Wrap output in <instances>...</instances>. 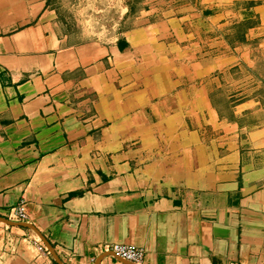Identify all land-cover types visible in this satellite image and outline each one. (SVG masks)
<instances>
[{
	"label": "crops",
	"instance_id": "0c3cea01",
	"mask_svg": "<svg viewBox=\"0 0 264 264\" xmlns=\"http://www.w3.org/2000/svg\"><path fill=\"white\" fill-rule=\"evenodd\" d=\"M64 4L0 0V264H264V0H144L99 42Z\"/></svg>",
	"mask_w": 264,
	"mask_h": 264
},
{
	"label": "rangeland",
	"instance_id": "374dc122",
	"mask_svg": "<svg viewBox=\"0 0 264 264\" xmlns=\"http://www.w3.org/2000/svg\"><path fill=\"white\" fill-rule=\"evenodd\" d=\"M126 6V0H65L62 12L79 42H99L114 37Z\"/></svg>",
	"mask_w": 264,
	"mask_h": 264
},
{
	"label": "built area",
	"instance_id": "2783aa9c",
	"mask_svg": "<svg viewBox=\"0 0 264 264\" xmlns=\"http://www.w3.org/2000/svg\"><path fill=\"white\" fill-rule=\"evenodd\" d=\"M16 214L21 220L28 219L23 207H19ZM105 249L114 253L117 257L132 264H144L145 256L142 249L136 248L134 246H125L118 244L108 246ZM37 252L39 253L40 258L49 260V252L44 246L39 244L37 246Z\"/></svg>",
	"mask_w": 264,
	"mask_h": 264
},
{
	"label": "trees",
	"instance_id": "16d2710c",
	"mask_svg": "<svg viewBox=\"0 0 264 264\" xmlns=\"http://www.w3.org/2000/svg\"><path fill=\"white\" fill-rule=\"evenodd\" d=\"M126 1H127V7L129 8V13L131 11H132V13H137V12H139L143 8V2H144V0H126ZM245 5L249 9L250 7H254L255 4L253 2H248V3H245ZM246 27H248V25ZM255 73L258 76L259 75L262 76V78H261V80H262L261 81V86L264 89V57H262L260 59V62L256 66V72Z\"/></svg>",
	"mask_w": 264,
	"mask_h": 264
},
{
	"label": "water",
	"instance_id": "95a60500",
	"mask_svg": "<svg viewBox=\"0 0 264 264\" xmlns=\"http://www.w3.org/2000/svg\"><path fill=\"white\" fill-rule=\"evenodd\" d=\"M125 264H132V263H125Z\"/></svg>",
	"mask_w": 264,
	"mask_h": 264
}]
</instances>
